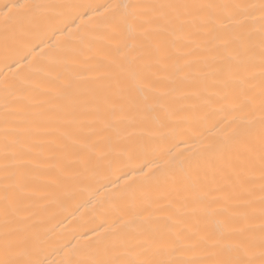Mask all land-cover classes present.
I'll list each match as a JSON object with an SVG mask.
<instances>
[{"label": "snow or ice", "instance_id": "snow-or-ice-1", "mask_svg": "<svg viewBox=\"0 0 264 264\" xmlns=\"http://www.w3.org/2000/svg\"><path fill=\"white\" fill-rule=\"evenodd\" d=\"M0 264H264V0L0 5Z\"/></svg>", "mask_w": 264, "mask_h": 264}, {"label": "bare ground", "instance_id": "bare-ground-1", "mask_svg": "<svg viewBox=\"0 0 264 264\" xmlns=\"http://www.w3.org/2000/svg\"><path fill=\"white\" fill-rule=\"evenodd\" d=\"M9 2H15V0H0V5H3L4 3H9ZM258 103V102H257ZM113 179H115V177H113ZM95 191V190H94ZM106 197V190L103 189L102 187L99 190L98 195H96L95 199L93 200V204L92 206H96L97 205V201L99 202H103L104 199ZM83 200H79L76 202H73L70 206H69V210L62 213L59 216V219L61 221H63L60 224V231L69 239H71V237L73 235H75L77 226L80 223V217L83 215H87L89 212L92 211V206L89 207H82L79 209V211L77 212V204L78 203H82ZM75 212L76 215L73 216L72 213Z\"/></svg>", "mask_w": 264, "mask_h": 264}]
</instances>
